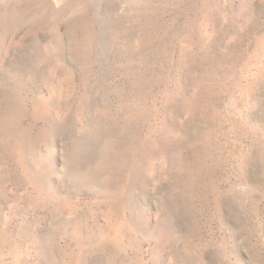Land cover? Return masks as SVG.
<instances>
[{
    "label": "rangeland",
    "instance_id": "374dc122",
    "mask_svg": "<svg viewBox=\"0 0 264 264\" xmlns=\"http://www.w3.org/2000/svg\"><path fill=\"white\" fill-rule=\"evenodd\" d=\"M0 264H264V0H0Z\"/></svg>",
    "mask_w": 264,
    "mask_h": 264
}]
</instances>
